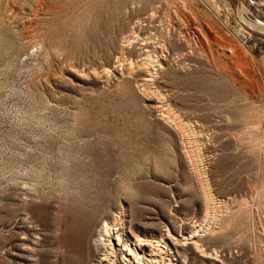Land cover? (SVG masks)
I'll use <instances>...</instances> for the list:
<instances>
[{
    "label": "rangeland",
    "instance_id": "1",
    "mask_svg": "<svg viewBox=\"0 0 264 264\" xmlns=\"http://www.w3.org/2000/svg\"><path fill=\"white\" fill-rule=\"evenodd\" d=\"M118 249L264 264V0H0V264Z\"/></svg>",
    "mask_w": 264,
    "mask_h": 264
},
{
    "label": "built area",
    "instance_id": "2",
    "mask_svg": "<svg viewBox=\"0 0 264 264\" xmlns=\"http://www.w3.org/2000/svg\"><path fill=\"white\" fill-rule=\"evenodd\" d=\"M108 226V225H107ZM107 226H106V228H107ZM116 229H120V230H116ZM115 230L116 231H118L122 236H125V235H123L122 234V231H123V229H121V228H116ZM107 234V233H106ZM106 234H102V237L100 238V241H99V245L101 246V248H103L104 250H106V252H108V249H110V250H112V247H115V243H113V241L112 240H110L108 237H107V235ZM108 238V239H107ZM117 240V239H116ZM114 242H116L115 240H114ZM116 244H117V242H116ZM118 246V248L120 247V245L118 244L117 245ZM116 248V247H115ZM153 249V251H158V250H161V249H157L156 250V247L155 248H150L148 251H150V250H152ZM118 253H116L117 255H116V257H114V259H115V261H113L114 263H116V262H123V264H126L125 263V261L127 260V259H125V257H123L122 258V252L121 251H119V249H118V251H117ZM150 253V252H149ZM121 256L120 258H119V255ZM151 255V253L149 254V256ZM155 258V257H154ZM153 257L152 258H150V259H154ZM125 259V260H124ZM101 261H105V262H107V260L106 259H102ZM134 262L132 261L131 262V264H133ZM170 264H172V262H169ZM145 264H154V263H145Z\"/></svg>",
    "mask_w": 264,
    "mask_h": 264
},
{
    "label": "bare ground",
    "instance_id": "3",
    "mask_svg": "<svg viewBox=\"0 0 264 264\" xmlns=\"http://www.w3.org/2000/svg\"><path fill=\"white\" fill-rule=\"evenodd\" d=\"M148 71V70H147ZM110 235V234H109ZM138 240V239H137ZM139 240H141V239H139ZM151 242V241H150ZM149 241H138V245L141 247L139 250H140V252L142 253V255H144L145 254V250H146V248L147 247H151V248H155V245L153 244L154 242H152V243H150ZM135 247H136V245H134ZM176 249V248H175ZM153 250V249H152ZM154 252L155 251H152V256L154 255H156V254H154ZM141 261V260H140ZM157 261V260H156ZM169 262H172V260L170 259L169 260ZM156 263H158V262H156ZM139 264V263H138ZM161 264H166V261L163 259L162 261H161ZM170 264V263H169ZM173 264V263H172Z\"/></svg>",
    "mask_w": 264,
    "mask_h": 264
}]
</instances>
